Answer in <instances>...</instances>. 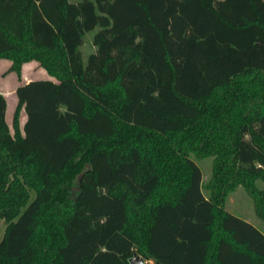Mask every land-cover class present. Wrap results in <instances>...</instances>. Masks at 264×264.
Returning <instances> with one entry per match:
<instances>
[{
  "label": "trees",
  "instance_id": "1",
  "mask_svg": "<svg viewBox=\"0 0 264 264\" xmlns=\"http://www.w3.org/2000/svg\"><path fill=\"white\" fill-rule=\"evenodd\" d=\"M1 57L56 80L13 130L0 91V264H264L225 207L242 184L264 219V0H0Z\"/></svg>",
  "mask_w": 264,
  "mask_h": 264
},
{
  "label": "rangeland",
  "instance_id": "2",
  "mask_svg": "<svg viewBox=\"0 0 264 264\" xmlns=\"http://www.w3.org/2000/svg\"><path fill=\"white\" fill-rule=\"evenodd\" d=\"M72 2H77L79 0H70ZM92 32L86 34V38L84 43L80 46L83 58L86 59L87 55L94 51L95 45H93L91 41ZM11 65V64H10ZM23 65V64H22ZM9 68V67H8ZM0 70V77L6 81L7 84H17L18 82L27 79L23 77L22 68L21 74L18 75L17 72L9 69ZM9 91H12L9 90ZM7 91V115L6 120L11 128L12 127V117L14 108L17 102V96L14 92ZM26 115L25 111L22 109L20 112V120H22V116ZM24 121L22 120L21 125H23ZM191 157L194 159L196 163L201 167L202 170V183H203V191L206 195L209 194L208 185L212 180V172H213V163H214V155H204L198 156L195 153H191ZM257 185L260 188H264V182L261 179L257 180ZM33 196V191H32ZM225 207L231 211L232 213L241 216L248 221L252 222L254 225L259 227L261 230L264 231V219H262L255 211V204L254 199L248 190L242 185L238 184L233 190L228 192L226 199H225ZM6 221L4 218H0V239L3 236L5 231ZM144 264H154L152 259H148L144 261Z\"/></svg>",
  "mask_w": 264,
  "mask_h": 264
},
{
  "label": "crops",
  "instance_id": "3",
  "mask_svg": "<svg viewBox=\"0 0 264 264\" xmlns=\"http://www.w3.org/2000/svg\"><path fill=\"white\" fill-rule=\"evenodd\" d=\"M11 64V60L8 58H0V70H5L7 69ZM22 74L23 77L27 76V79L22 80L20 82H18L17 84H7L5 80H3L0 77V91L5 95L6 99H7V91L8 92H12L10 94H13L15 92V88L17 85L27 82L31 79H35V78H51L53 80H56V78L52 75H50L46 69L44 67H42L41 65H39V63L36 60H30V61H26L23 63L22 65ZM12 91H9L11 90ZM7 115V107H6V114ZM22 120L25 121L26 119V115L22 116ZM22 120H20V125L22 123ZM22 126V125H21Z\"/></svg>",
  "mask_w": 264,
  "mask_h": 264
},
{
  "label": "water",
  "instance_id": "4",
  "mask_svg": "<svg viewBox=\"0 0 264 264\" xmlns=\"http://www.w3.org/2000/svg\"><path fill=\"white\" fill-rule=\"evenodd\" d=\"M144 258L137 252H134L129 258V264H144Z\"/></svg>",
  "mask_w": 264,
  "mask_h": 264
}]
</instances>
